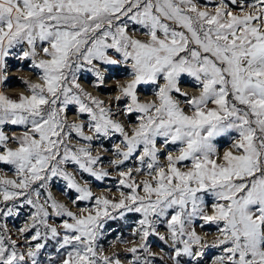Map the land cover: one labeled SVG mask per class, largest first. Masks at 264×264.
Instances as JSON below:
<instances>
[{"label": "snow or ice", "instance_id": "snow-or-ice-1", "mask_svg": "<svg viewBox=\"0 0 264 264\" xmlns=\"http://www.w3.org/2000/svg\"><path fill=\"white\" fill-rule=\"evenodd\" d=\"M10 57L40 83L20 81L28 94L16 98L0 91V166L14 177L0 168V264H44L50 241L46 264H122L104 254L109 232L110 246L135 245L127 264H154L149 237L170 245V264H264V0H0L3 87ZM113 69L127 79L114 91L119 115H135L131 131L81 87L83 73L106 87ZM141 85L153 100L141 102ZM116 135L118 198L96 196L83 174L111 173L93 141ZM58 181L68 204L53 195ZM25 207L13 239L7 220ZM129 213L133 239L105 228ZM209 225L211 243L197 231Z\"/></svg>", "mask_w": 264, "mask_h": 264}, {"label": "rangeland", "instance_id": "rangeland-1", "mask_svg": "<svg viewBox=\"0 0 264 264\" xmlns=\"http://www.w3.org/2000/svg\"><path fill=\"white\" fill-rule=\"evenodd\" d=\"M15 51V50H14ZM23 63L25 67L30 63L29 61H23L16 59L15 57H10L8 60L9 64V72H8V80L6 81V84L10 85L8 87L0 86V91H3L5 95H8L10 97L16 98L21 94H28L25 87L20 83L22 80H31L33 83H40V81L37 79L36 75L33 73L32 70H24V71H17V67ZM111 77L108 81V84L106 87H102L100 89H96L92 86L94 82V76L91 73H83L81 75L80 83L81 87H83L87 92L91 93L93 96L97 97L100 100H103L106 105H109L112 107L113 113H116L117 115L114 117L120 122H122L126 130L131 131L133 127L136 126L137 121L135 119V115L131 117H125L123 115H119L125 107V101L116 102L115 96L117 93L114 91L117 82L119 83H126L127 79L123 73L122 70H116L113 69L110 74ZM183 87H190L194 90V85L190 80H185L182 84ZM184 90V89H183ZM191 94H198L197 92H191ZM138 95L141 100V102H149L154 99V95L152 94V88L151 86H144L141 85L138 88ZM80 119L87 120V117H80ZM78 117L74 112V109L72 112L69 113V122L77 121ZM23 129L15 127V126H8L6 131L8 134H12L13 131L16 133L21 132ZM74 135V134H73ZM122 138L118 135L113 136L111 140L103 139V140H94L93 141V154L99 155L101 157V163L100 167H102L104 170L111 173L110 176L106 177L103 181H97L92 177H89L86 173L83 174L84 180H87L90 182V185L93 189L94 195H108L109 197H116L118 198V192L117 187L118 185V174L117 171L114 170L112 167L109 166L108 161L111 159H114V156L111 154L114 151V145L118 144ZM228 140L226 138H220L217 141L218 147L221 149V151L226 150L228 146ZM101 144L103 145L101 147ZM15 145H13L14 147ZM107 150V151H105ZM128 167H135L137 162L135 160L126 162ZM122 168L124 166H121ZM0 168H4L5 172H7V166H0ZM4 173L0 172V175ZM7 178L12 179L14 178L11 174V172H7ZM144 177H138V179H143ZM83 182V181H81ZM64 187L63 181H58L52 188V192L54 197L59 200L61 203L68 204V198L61 194V189ZM69 195H74V193H69ZM71 207V205H69ZM81 207L84 206H91L90 204H87V202H82L80 204ZM73 210H75L73 208ZM29 214V209L25 207L21 210V216L19 218L17 217H11L7 220V226L9 233L12 235L13 239L19 238V233L17 232V228L21 227L23 225L24 219ZM139 218V214H127V223L125 221H108V223L105 225L106 229H119L122 231L123 236L127 237L129 239H133L131 236L132 228L135 226L134 221ZM54 223L59 224L61 222V218H53ZM206 229H211V231L208 232L207 235L204 234L205 229L198 228L197 231L199 234H201L203 239H206L209 243H211L213 240L217 238L214 226H205ZM116 233L115 232H109L107 233L100 241V243L104 247V254L105 255H111L112 253H118L122 264H127L129 260L132 259V256L130 253L126 251L127 248L133 247L135 245L133 244H122L117 243L114 246H110L108 244V240L112 238ZM161 234H165V230L163 227H161ZM149 245L151 247L152 252L154 255L151 257V259L154 261V264H170V261L168 259L167 253L171 252V247L169 244L164 243L163 241L159 240L158 237H149ZM218 250L213 249L211 253H209V257L216 253ZM48 254H52L53 256L56 255L55 253V246L53 242H49V246L42 250V254L40 256V260L46 264L47 256Z\"/></svg>", "mask_w": 264, "mask_h": 264}, {"label": "bare ground", "instance_id": "bare-ground-1", "mask_svg": "<svg viewBox=\"0 0 264 264\" xmlns=\"http://www.w3.org/2000/svg\"><path fill=\"white\" fill-rule=\"evenodd\" d=\"M183 89L188 93L195 92V90L191 89L190 87H183Z\"/></svg>", "mask_w": 264, "mask_h": 264}]
</instances>
